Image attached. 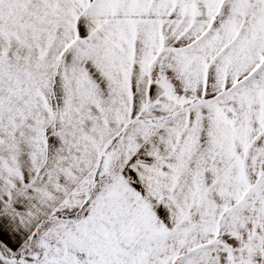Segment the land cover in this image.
I'll return each instance as SVG.
<instances>
[{"label": "snow or ice", "instance_id": "obj_1", "mask_svg": "<svg viewBox=\"0 0 264 264\" xmlns=\"http://www.w3.org/2000/svg\"><path fill=\"white\" fill-rule=\"evenodd\" d=\"M0 264H264V0H0Z\"/></svg>", "mask_w": 264, "mask_h": 264}]
</instances>
